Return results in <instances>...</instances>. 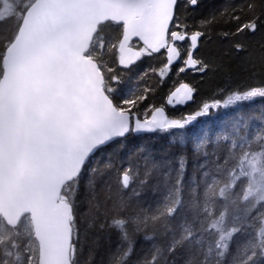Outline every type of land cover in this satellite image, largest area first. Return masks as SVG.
<instances>
[{
    "label": "snow or ice",
    "instance_id": "snow-or-ice-1",
    "mask_svg": "<svg viewBox=\"0 0 264 264\" xmlns=\"http://www.w3.org/2000/svg\"><path fill=\"white\" fill-rule=\"evenodd\" d=\"M199 4L0 0V264H264V83L178 119L151 105L141 118L151 89L125 97L116 70L161 50V77L178 61V73L212 70L196 52L215 18L191 32L182 19ZM221 16L230 28L216 37L264 68V43L254 55L246 42L264 38V0ZM194 92L182 83L167 102ZM243 103L230 125L186 140L210 109ZM157 131L175 142L172 159L138 148L118 160L133 134Z\"/></svg>",
    "mask_w": 264,
    "mask_h": 264
},
{
    "label": "trees",
    "instance_id": "trees-1",
    "mask_svg": "<svg viewBox=\"0 0 264 264\" xmlns=\"http://www.w3.org/2000/svg\"><path fill=\"white\" fill-rule=\"evenodd\" d=\"M241 2L242 0H200L198 7H189L187 12L182 14V19L186 17L184 22L189 25L190 32L195 30L206 31L204 27L200 26V22L215 18V21L210 25L213 33L212 42L206 43L202 38L200 49L196 53L198 58L212 61V70L204 73L196 71L178 73L177 69L182 66L178 62L161 77L160 69L166 64L164 52L144 55L137 65L127 70L119 68L118 64L116 65V70L121 75L123 81L121 87L125 97L129 93L142 95L145 88L151 89L147 100L139 106L138 111L141 114V118H143L145 114L144 110L149 105L153 107L167 105L169 95L183 81L195 87V102L184 108L168 107L169 118L178 119L187 114H193L205 102L210 103L214 100H223L233 91L244 90L249 86H259L261 83H264V68L260 66L258 60L256 61L255 69L250 68L245 61V53L237 54L232 51V40L227 38L219 39L215 35V33L227 31L230 28V25L224 23L226 17L221 16L223 9L229 3L239 4ZM237 39L240 38L238 37ZM246 42L250 45L249 51L255 55L258 44L264 43V38L260 34H257L256 37ZM184 48H186V44L182 50ZM261 103H264V101L257 98L256 106L259 107ZM249 108L250 105L248 103H243L239 107L230 106L229 108L210 109L208 115L199 117L191 125L186 126L185 138L188 140L197 133L202 135L204 131L214 134L230 125L232 118L237 112H247ZM125 145V148L119 149L120 155L118 160L126 159L138 148H142L152 154L157 160L172 159L176 154V145L172 137L168 133L159 131L151 134H133L125 142ZM188 147L191 149V144ZM114 151H116L115 145H111L105 149L100 154L101 162L107 159L108 155ZM137 247H139V240Z\"/></svg>",
    "mask_w": 264,
    "mask_h": 264
},
{
    "label": "water",
    "instance_id": "water-1",
    "mask_svg": "<svg viewBox=\"0 0 264 264\" xmlns=\"http://www.w3.org/2000/svg\"><path fill=\"white\" fill-rule=\"evenodd\" d=\"M138 40H136V39H134L133 40V44L135 43V42H137ZM138 42H140V41H138ZM178 43H181V42H178ZM140 44L142 45V42H140ZM201 44V43H200ZM179 46V45H178ZM200 49V47L198 48V50ZM197 50V51H198ZM163 51H165V50H161V52H163ZM165 53H166V51H165ZM154 54H160V52L159 53H154ZM143 57V56H142ZM141 57V58H142ZM141 58L140 59H138V60H136L133 64H131V65H129L128 67H130V66H133V65H135V64H137L140 60H141ZM167 63V62H166ZM177 63V62H176ZM176 63H174L173 65H175ZM173 65H172V67H173ZM121 68H124V69H127L128 67H124V66H120ZM183 83H186V84H188L189 86H191V87H193L191 84H189L188 82H186V81H183ZM182 84V83H181ZM180 84V85H181ZM179 85V86H180ZM178 86V87H179ZM178 87H176V88H178ZM194 89H195V87H193ZM176 90V89H175ZM174 90V91H175ZM173 91V92H174ZM196 97V89H195V92L193 93V98H192V100L191 101H188L187 103H185V104H171V106H181V107H184V106H187V105H190V104H193L194 102H195V98ZM170 105V104H169ZM165 114L167 115V113H166V111H165ZM137 135H141V134H150V133H148V132H142V133H136Z\"/></svg>",
    "mask_w": 264,
    "mask_h": 264
},
{
    "label": "flooded vegetation",
    "instance_id": "flooded-vegetation-1",
    "mask_svg": "<svg viewBox=\"0 0 264 264\" xmlns=\"http://www.w3.org/2000/svg\"><path fill=\"white\" fill-rule=\"evenodd\" d=\"M185 44H187V42H181V43H178V45H179V47L181 48V50H182V48H183V46L185 45ZM165 53V52H164ZM166 55V54H165ZM135 65H137V64H135ZM135 65H133V66H130V67H128L127 69H130V68H132V67H134ZM176 65V64H175ZM175 65H173V67L175 66ZM173 67H171V68H173ZM119 68H121L120 67V65H119ZM123 70H127V69H124V68H122ZM186 71H193V70H186ZM180 85V84H179ZM168 101V100H167ZM194 104V103H193ZM190 105H192V104H190ZM160 107H162V108H164V111H166V113H167V116L169 117V114H168V107H171V108H173V107H181V106H171V105H169L168 104V102H167V105H162V106H160ZM184 107H186V106H184ZM184 107H182V108H184Z\"/></svg>",
    "mask_w": 264,
    "mask_h": 264
},
{
    "label": "rangeland",
    "instance_id": "rangeland-1",
    "mask_svg": "<svg viewBox=\"0 0 264 264\" xmlns=\"http://www.w3.org/2000/svg\"><path fill=\"white\" fill-rule=\"evenodd\" d=\"M134 45H139L140 47H142V46H143V45H141V44H140V42H138V41H137V42H135V43H134ZM186 47H187V44H186ZM141 60H142V58H141ZM194 75H195V74H194Z\"/></svg>",
    "mask_w": 264,
    "mask_h": 264
},
{
    "label": "bare ground",
    "instance_id": "bare-ground-1",
    "mask_svg": "<svg viewBox=\"0 0 264 264\" xmlns=\"http://www.w3.org/2000/svg\"><path fill=\"white\" fill-rule=\"evenodd\" d=\"M139 62H140V61H139ZM139 62H138V63H139ZM138 63H137V64H138Z\"/></svg>",
    "mask_w": 264,
    "mask_h": 264
}]
</instances>
